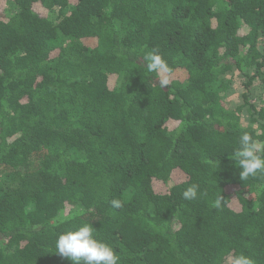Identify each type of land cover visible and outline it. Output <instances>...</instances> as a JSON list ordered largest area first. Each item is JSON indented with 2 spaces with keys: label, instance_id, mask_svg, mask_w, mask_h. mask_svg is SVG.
Returning a JSON list of instances; mask_svg holds the SVG:
<instances>
[{
  "label": "trees",
  "instance_id": "16d2710c",
  "mask_svg": "<svg viewBox=\"0 0 264 264\" xmlns=\"http://www.w3.org/2000/svg\"><path fill=\"white\" fill-rule=\"evenodd\" d=\"M263 93L264 0H0V264H72L84 224L120 264H264V172L234 163Z\"/></svg>",
  "mask_w": 264,
  "mask_h": 264
},
{
  "label": "clouds",
  "instance_id": "9594fccd",
  "mask_svg": "<svg viewBox=\"0 0 264 264\" xmlns=\"http://www.w3.org/2000/svg\"><path fill=\"white\" fill-rule=\"evenodd\" d=\"M144 61L150 72L159 73L167 71V66L161 55L155 49L145 53ZM168 79L159 81L162 86H167ZM234 163L240 168L239 178L245 180L264 172V143L254 139L248 132H243L239 137V147L234 152ZM197 186L187 188L182 196L186 200L197 198ZM114 209L122 207L118 199L111 200ZM213 206L219 208L221 200L218 198ZM56 253L68 258L72 264H120V257L115 250L107 243L97 239L93 234V227L84 224L75 230L59 234L55 241ZM233 264H254V261L240 254L235 257Z\"/></svg>",
  "mask_w": 264,
  "mask_h": 264
},
{
  "label": "rangeland",
  "instance_id": "374dc122",
  "mask_svg": "<svg viewBox=\"0 0 264 264\" xmlns=\"http://www.w3.org/2000/svg\"><path fill=\"white\" fill-rule=\"evenodd\" d=\"M7 9L9 11V13H12V12H14L13 10L16 9V6L14 8V6L11 3H9ZM58 11L59 10L56 9L54 12H52V14H50V18L55 22L57 21L58 17L60 16ZM238 76L239 75H237V77ZM237 77H236V79L233 80L234 82L232 84V89L228 95V100H227L230 107L233 109H236L243 104L242 93L245 90L243 85H242L243 82H241L239 80V78H237ZM261 92H263V90L259 88L257 90V92H255L254 97L255 96L258 97L261 94Z\"/></svg>",
  "mask_w": 264,
  "mask_h": 264
}]
</instances>
